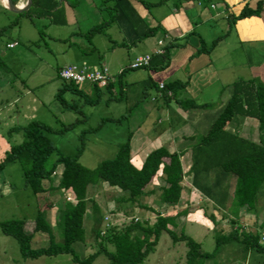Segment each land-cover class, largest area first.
Returning a JSON list of instances; mask_svg holds the SVG:
<instances>
[{
    "label": "trees",
    "instance_id": "obj_1",
    "mask_svg": "<svg viewBox=\"0 0 264 264\" xmlns=\"http://www.w3.org/2000/svg\"><path fill=\"white\" fill-rule=\"evenodd\" d=\"M64 1L71 7L74 6L70 0ZM12 2L16 3V1ZM262 5H264V0L258 1L254 9L244 5L237 15L228 17V29L236 20L257 16ZM56 7L57 1L55 0H31V5L24 11V14L51 17ZM109 9L107 21L88 29L84 35L87 39L96 33L103 32L106 25L117 20L129 21L139 40L153 36L158 30L157 27H147L143 23L129 0H113ZM228 29L208 44L201 41L195 54H208L217 42L227 35ZM4 30L5 27H2L0 34ZM172 47L168 43L163 44L162 52L151 54L148 65L139 69L163 70L169 63ZM4 66V61L0 57V67L4 68ZM58 69L56 78L60 83L53 97L65 111H71L77 115L82 114L75 100L67 102L64 99L65 93L76 96L81 100L80 105L86 106H94L103 98L105 103L126 98V92L122 90L120 79L127 69L113 76V81L104 87L89 85L90 94L86 93L82 87L77 88L69 82L60 80L57 76ZM162 85V89L159 90L158 84L155 85L147 78L143 87L145 89L155 87L159 91L160 98L165 101L175 100L184 111L203 110L212 106L211 103L197 105L190 98H179L178 93L184 90L186 81L172 80ZM114 88H117L116 96H114ZM229 89L227 100L207 132L200 136L195 145L191 147L189 167L191 186L200 196L211 202V207L220 213L221 218L228 216L226 219L231 229L223 233L224 228L221 227V232L214 241V251L220 245L236 242L241 244L246 251L264 252V241L261 240L264 231L249 232L236 220L239 209L251 215L254 213L257 195L264 184V139L262 136L264 134V84L258 79L250 78L233 82ZM167 92L170 94L167 95ZM141 94H144L143 90ZM125 115L118 118H103L96 128L81 131L80 144L73 156L59 153L46 134L53 132L61 134L73 129L77 120L57 130L37 121L9 128L7 133L21 134L22 141L9 146L4 153L0 159V172L6 165L18 163L22 172V186L33 195L56 190L67 192L70 197L69 200H64L63 205L58 208V233L61 239L59 243L53 241L51 227L45 219L43 209L36 211L32 231L41 232L47 236L45 246L36 248L30 246L31 234L24 231L23 220L0 222V233L16 242L23 260L66 254L70 256L73 264H91L101 254L105 257L106 264H142L145 258L154 251L162 233H165L172 243L184 244L186 248L184 264H203L212 257V253L202 251L200 244L182 231L175 233L177 217L185 214V211L167 215L169 211L177 209L183 188L184 173L179 159L180 154L169 153L166 148L159 146L147 152L142 158L140 167L136 168L131 162V134L129 133L124 142L117 144L114 155L100 161L94 168H85L77 162L84 150L83 135L94 133L101 124L106 122L118 123L120 119L126 117ZM238 118L256 120L257 131L261 134L258 142L240 137L237 133L226 129L232 126ZM51 155L54 158L46 164ZM154 178L159 179L161 184L149 193L152 196L155 195L156 204L164 210L156 211L152 223H148L147 220L139 222L134 217L136 220L132 218L119 227L110 223L105 226L99 206L93 197L88 195L90 188L102 183L117 189L118 195L114 198V208L108 212L126 216L125 209H131L135 205L140 206L144 190ZM230 179L232 190L231 196L228 197L227 188ZM227 199L228 205L225 204ZM87 206L91 214V234L96 249L93 253L80 258L71 246L76 242H84L83 217ZM160 213L164 214L160 215ZM204 216L212 226H219L214 215Z\"/></svg>",
    "mask_w": 264,
    "mask_h": 264
},
{
    "label": "rangeland",
    "instance_id": "obj_2",
    "mask_svg": "<svg viewBox=\"0 0 264 264\" xmlns=\"http://www.w3.org/2000/svg\"><path fill=\"white\" fill-rule=\"evenodd\" d=\"M143 1L153 3V0ZM70 2L74 3L72 9L75 20L78 23L84 22L79 24L83 33L99 21L102 20L103 22L108 19L111 0H70ZM166 5L169 6V4ZM151 10L149 9L150 12ZM218 20L217 27L219 28L222 21L220 18ZM2 27H5V30L0 34V57L3 59V56L5 57L8 52L13 56V59H10L7 64L4 62V68L0 67V128L4 127V131L2 130L0 133V159L9 146L19 144L22 141L21 134L15 132L8 134L9 128L23 126L31 121L40 122L53 130H57L63 125H68L77 120L73 129L61 134L54 132L46 134L59 153L73 156L80 144L81 131L96 128L103 118H118L126 114V117L120 119L118 123L106 122L101 124L94 133L83 135L84 150L77 162L88 169L94 168L102 160L111 158L115 153L117 144L124 142L127 134H131L130 144H132L138 131H142L151 124L157 126L164 124V120L161 124H156V120H161L164 117V112L160 108H156L157 100H155L154 89L152 87L145 89L143 84L138 83L131 87L126 98L108 103H105L103 98L100 103L94 106L80 105V99L65 93L64 99L67 102L75 100V103L80 106L82 114L77 115L71 111L63 110L53 97L60 83L56 78L55 71L59 67L66 66L65 64H77L82 60L91 64L89 59L95 57L96 54L90 52L92 44L84 43L87 50L86 53L82 52L81 48L76 46L79 37L71 34L72 30H75L74 24L59 26L49 23L46 17L41 18L34 14L28 16L24 12L11 13L0 4V29ZM217 27L212 26L214 29L213 39L223 34V31L218 30ZM52 36L66 38V43L60 44L61 42ZM95 37H99L96 38L95 46L101 48L103 45L101 43L105 41V38L102 35ZM8 41L15 43L12 49H4V43L6 44ZM146 41L154 42L155 37H149ZM67 43H71L69 49L66 46ZM93 62L96 63V61ZM136 72L145 78L146 70L138 69ZM83 89L90 94L87 85H84ZM142 90L144 94H141ZM113 92L116 96L117 88H114ZM222 95L227 98L229 93L224 92ZM225 101L226 99L222 102L219 100L210 108L197 111L200 130L202 131H200V136L207 132ZM220 103L222 105H219ZM170 105L174 106L173 101ZM53 158L54 156L51 155L46 164H49ZM54 181L56 182L55 179ZM152 182L158 183L156 179ZM88 195L93 197V200L98 204L100 215H107L108 222L118 227L134 217L139 222L147 220L148 223H152L156 211L164 210L156 204L155 195H150V197L141 198L140 206L135 205L131 209H125L126 216L110 213L108 211L114 208V198L118 195V190L102 183L90 188ZM64 196L68 197L65 194ZM61 197L52 192L33 195L28 189L23 188L22 172L18 163L6 165L0 172V222L23 220L24 231L31 234L30 246L32 248L47 244V236L44 233L32 231L36 211L40 209L45 211V219L51 227L53 241L60 242L58 207ZM182 205L179 203L177 208L179 209ZM194 210L195 207H187L188 212L194 213ZM209 211L217 220L219 225L216 226L217 228L212 226L209 221H204L200 214L195 215V217L178 216L175 228L176 234L182 231L198 242L202 251L212 253V257L204 261L203 264H264V252L246 251L241 244L236 242L220 245L214 251V241L221 232V227L224 228L223 233H226L231 229V225L226 219L228 216L221 218L219 212L214 213L211 208H208L207 212ZM167 215L171 214L167 213ZM252 215L246 214L241 217L242 225L252 233L264 231V184L257 195L255 210ZM241 223L239 224L241 225ZM259 224L260 226H258ZM83 229L84 242H76L71 246L80 258L93 253L96 249L91 234L92 220L88 206L83 217ZM185 252L186 248L183 243H172L169 237L162 233L154 251L145 258L142 264H184ZM0 264L73 263L70 256L66 254L23 260L20 257L16 242L0 233ZM91 264H106V259L100 254Z\"/></svg>",
    "mask_w": 264,
    "mask_h": 264
},
{
    "label": "crops",
    "instance_id": "obj_3",
    "mask_svg": "<svg viewBox=\"0 0 264 264\" xmlns=\"http://www.w3.org/2000/svg\"><path fill=\"white\" fill-rule=\"evenodd\" d=\"M55 1H57V7L55 11L53 10V16H45L49 23L59 26L74 24L75 30H72L71 34L77 35L80 39L77 40L76 46L81 48L82 52H85L87 48L84 47V43L92 44L90 52L96 53L95 57L89 59L91 64H87L88 62L82 60L80 63L68 65L90 68L103 66L107 68L112 76L127 69L120 82L122 90L128 95L131 87L136 83L144 84L147 78L155 85L172 80L186 81L184 90L178 93L179 98H190L197 105L211 103L213 106L219 100L220 102L224 99L227 100L229 95L225 98L222 94L224 92L230 93L229 87L235 81L255 78L264 84V5L261 6L257 16L236 20L230 29H228L227 24L228 17L237 15L244 5L254 9L257 2L263 0H153V3L143 0H129L135 13L147 27L158 28L153 36H149L155 37L154 42H147L146 39L149 37L139 40L137 33L127 20L112 22L106 25L103 32L96 33L87 39L84 36L87 31L83 33L79 26L84 22L78 23L75 20L73 7L64 0ZM24 3L25 0H16L15 4L23 6ZM0 4L5 8L4 4L1 2ZM112 4L113 0H111V6ZM166 4H169V6ZM149 9H152L151 12ZM219 18L224 23L222 25L221 22L218 28ZM101 22L102 20L94 25ZM212 26H216L223 33L228 29L227 35L220 39L208 54H195L201 41L208 44L213 40L214 29ZM101 35L105 38V41L101 43V45L103 44L101 48H97L94 43L96 38L99 37L95 36ZM57 39L61 42L60 44L66 43V38ZM159 41L161 42L160 45L158 44ZM165 43L173 47L170 50L169 63L163 70L153 71L148 69L146 70L145 79L144 76L136 72L139 68H128L129 62L134 57L150 56L155 50L161 49ZM6 44H13V46L6 48ZM6 44L4 43V49H12L15 46L14 42L8 41ZM70 44L67 43L66 45L68 49ZM3 59L7 64L10 59H13V56L7 52ZM93 61H96L97 64ZM87 86L89 87V85ZM83 87L84 85L82 89ZM151 87L156 94V108H160L164 112V117L161 120H156V124H161L163 120L164 124L162 126L151 124L136 133L133 143L130 144L131 162L136 168H139L144 155L159 146L166 148L169 153L180 154L179 159L184 176L179 203L183 205L179 209L177 208L168 213L173 215L185 211V214L180 217L183 215L195 217V215L200 214L205 221L204 214H212L211 211L207 212L208 208H211L214 213L217 211L211 207L209 200L200 196L192 188L189 172L190 150L200 138L198 110H181L175 100H163L158 96L159 91L155 87ZM151 100L154 99L151 98ZM172 101L174 103L173 107L170 105ZM219 105H222V103ZM226 129L253 142H258L261 136L257 131V122L252 118H238L232 126ZM2 130L4 131V127L0 128V133ZM262 136L264 139V134ZM155 179L158 183L151 182L145 188L142 197H150L149 191L155 189L153 186L161 184L159 179L154 178L153 180ZM231 190L232 180L230 179L227 188L228 197L231 196ZM52 193L62 196L59 207L63 205L64 200L67 198L64 194L69 195L67 192L63 193L56 190ZM225 204L228 205V199ZM188 206L195 207V214L187 211ZM246 214L248 213H245L243 209L238 210L236 216V220L239 219L238 223H241L240 218Z\"/></svg>",
    "mask_w": 264,
    "mask_h": 264
},
{
    "label": "built area",
    "instance_id": "obj_4",
    "mask_svg": "<svg viewBox=\"0 0 264 264\" xmlns=\"http://www.w3.org/2000/svg\"><path fill=\"white\" fill-rule=\"evenodd\" d=\"M160 45L161 42L159 41ZM6 48H11L13 44H6ZM162 52L161 49H157L154 51V54H160ZM150 60L149 55H141L134 57L128 64L129 69H138L141 67H145L148 65ZM57 76L60 80L65 82H69L75 85L77 88H81L83 85H96L97 87H104L107 83L113 81V76L108 72L107 68L101 66L97 68H90L86 66H75V65H66L62 66L57 71ZM158 89L161 90L163 85L162 83H158ZM170 93L167 92V95ZM159 96V93H158ZM70 197H67L66 200H69ZM164 213H160L163 215ZM108 216H103V221L105 222V226H107ZM134 220H136L134 218ZM261 240L264 241V234L262 235Z\"/></svg>",
    "mask_w": 264,
    "mask_h": 264
},
{
    "label": "water",
    "instance_id": "obj_5",
    "mask_svg": "<svg viewBox=\"0 0 264 264\" xmlns=\"http://www.w3.org/2000/svg\"><path fill=\"white\" fill-rule=\"evenodd\" d=\"M31 5V0H25V3L23 6H18L16 4H13L12 0H5L4 7L11 13H21L26 11Z\"/></svg>",
    "mask_w": 264,
    "mask_h": 264
},
{
    "label": "bare ground",
    "instance_id": "obj_6",
    "mask_svg": "<svg viewBox=\"0 0 264 264\" xmlns=\"http://www.w3.org/2000/svg\"><path fill=\"white\" fill-rule=\"evenodd\" d=\"M0 2H1L2 4H5V0H0Z\"/></svg>",
    "mask_w": 264,
    "mask_h": 264
}]
</instances>
